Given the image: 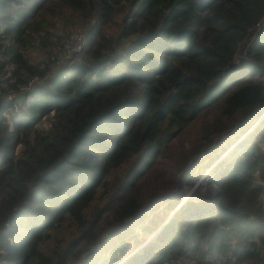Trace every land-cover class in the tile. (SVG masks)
<instances>
[{"label": "trees", "instance_id": "trees-1", "mask_svg": "<svg viewBox=\"0 0 264 264\" xmlns=\"http://www.w3.org/2000/svg\"><path fill=\"white\" fill-rule=\"evenodd\" d=\"M263 111L264 0H0V264H264Z\"/></svg>", "mask_w": 264, "mask_h": 264}, {"label": "rangeland", "instance_id": "rangeland-1", "mask_svg": "<svg viewBox=\"0 0 264 264\" xmlns=\"http://www.w3.org/2000/svg\"><path fill=\"white\" fill-rule=\"evenodd\" d=\"M80 25L81 26H75L74 28L82 27L83 23H80ZM115 27H117V26L115 25ZM54 52H55V49L51 53V56H52V54ZM30 56L34 60L48 59L49 58L47 54H44L42 49H34V50H32L30 52ZM51 65L53 67L52 71L56 70L57 69L56 67H59V65L56 66V64L55 65L51 64ZM34 86H32L31 88L26 89V90H30V89L34 88ZM51 121H52V116L48 115L46 118L43 119V121L41 123L42 127L47 128L50 125ZM259 121H260V118L258 116V118L251 125L252 127L250 126V128H253V126L258 124ZM199 132H200V124L197 125V122H196L188 131L182 133L181 136H178L179 138H177L173 143H171V153L166 155V156H164V157H162V158H160L158 160L154 170L150 171L152 177L156 176L159 173V178H157L155 180V182L158 183L159 185H162V183H163L162 188H166L169 185L167 180L170 179V175H169L168 172H169L171 163H174V158H176V157H178L180 155V152H181V150L183 148H185L186 151H189V150H191L194 147L195 141L199 137ZM243 136H244V134H242V136H239L240 138L239 137L238 138L241 139ZM181 139L185 143H182ZM226 146H228V145H226ZM231 147L232 146H228V148H230V149H231ZM218 151L221 152L220 150H218ZM225 154H226V152L225 153H223V152L220 153V156L218 157L217 160L222 159L225 156ZM204 163H211V161L209 162V161H207V159H204ZM210 168L208 167L206 170H204L203 172L200 173L199 177L196 180L197 183H199L200 181H202V182L208 181L209 177H208L207 174H208V171H209ZM195 186H196L195 184H193V185H184L183 189L179 190L178 186L174 184V185H172L170 187V189H171V191L178 190L180 193H182L181 194V198H180V203H181V202L185 201L188 198H193V199L196 200L197 197H199L200 194L204 193L203 189L200 190L199 188H196ZM79 260H80V258L79 259H75V260L71 261L70 264H74L75 262H77ZM172 264H200V262L197 261V260H194V259L185 258V259H181V260H179L177 262H174Z\"/></svg>", "mask_w": 264, "mask_h": 264}, {"label": "built area", "instance_id": "built-area-1", "mask_svg": "<svg viewBox=\"0 0 264 264\" xmlns=\"http://www.w3.org/2000/svg\"><path fill=\"white\" fill-rule=\"evenodd\" d=\"M257 24L259 26L260 22H258ZM86 41H87L86 29L83 27L74 28L71 32L66 34L57 44L55 48V52L51 56V60L53 64L54 65L56 64V66L59 65V67H61L79 61L84 55ZM39 78H40L39 75H35L34 77H32L25 85L20 86L21 91L29 89L32 86H34L36 82L39 80ZM14 93L11 95L12 98H15ZM19 106L20 103L16 101L14 103V108L18 109ZM259 118L260 120L264 118V111L259 116Z\"/></svg>", "mask_w": 264, "mask_h": 264}, {"label": "water", "instance_id": "water-1", "mask_svg": "<svg viewBox=\"0 0 264 264\" xmlns=\"http://www.w3.org/2000/svg\"><path fill=\"white\" fill-rule=\"evenodd\" d=\"M27 93H28V90H22L20 92L14 93L16 101L22 104L26 98Z\"/></svg>", "mask_w": 264, "mask_h": 264}]
</instances>
